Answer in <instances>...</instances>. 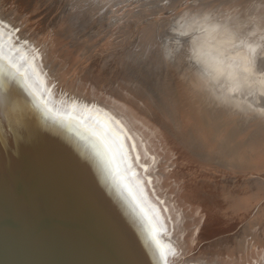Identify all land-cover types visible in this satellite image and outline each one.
Listing matches in <instances>:
<instances>
[{"label": "rangeland", "instance_id": "obj_1", "mask_svg": "<svg viewBox=\"0 0 264 264\" xmlns=\"http://www.w3.org/2000/svg\"><path fill=\"white\" fill-rule=\"evenodd\" d=\"M101 1L0 0L2 51L18 76L34 74L42 82L50 107L61 101L58 108L79 112L86 104L82 123L102 132L114 186L143 221L166 229L161 240L176 250L169 264H231L243 257L264 264V158L256 150L264 126L256 128L262 135L254 145L244 123L226 120L211 102L200 107L191 87L185 90L164 52L174 43L166 40L169 27L161 28L167 13L145 7L146 0L114 1L108 11Z\"/></svg>", "mask_w": 264, "mask_h": 264}, {"label": "bare ground", "instance_id": "obj_2", "mask_svg": "<svg viewBox=\"0 0 264 264\" xmlns=\"http://www.w3.org/2000/svg\"><path fill=\"white\" fill-rule=\"evenodd\" d=\"M102 1L101 3L107 6L106 11L112 5L111 3L119 2V0ZM146 4L151 10L154 9L153 11L167 13L166 17L170 16V12L176 11L172 13L174 18L168 17L169 20L166 17L163 18L164 21L167 19L165 25L161 27L158 24L162 29L164 26L169 27L170 31L167 33L166 40L174 42L171 45L170 41L171 46L164 52L169 55L170 63H168L174 69L173 73L175 74L176 71L178 75L176 76L184 81L181 84L191 87L198 102L201 103L199 106L202 107V103L206 105L210 102L213 103L212 106L216 104L224 111L222 113L219 109L221 111L219 114H225L226 120L229 119L232 123H244L240 124V127L241 125L244 127V132L246 131L249 137L254 136L252 138L254 142L256 138L259 139L262 134L261 131H258L260 135L257 132L258 127L264 126V87L257 85L241 97L242 108L222 102L217 98L218 90L206 85L201 78L200 68L193 61L190 49L192 37L195 35L193 28L196 25L219 24L238 28L255 48L253 79L264 80V0H146L145 7ZM151 10L149 12H152ZM158 25L156 24L157 27ZM151 29L152 27L150 29L148 27V30L154 31ZM154 29L157 30L156 27ZM6 55L2 51L0 76L3 77L5 86L13 77L14 83L6 91L8 102L0 109V264H157L150 258L144 243L149 227L156 222L153 219L152 221L149 219L150 223L145 222L146 219L143 221L134 205L129 203L131 199L128 202L122 196V191L117 189L118 186H114L112 172H115L113 171L115 169L111 165L113 160L110 163L107 159L109 158L108 148L101 139L102 132L99 138L100 136L96 135L98 132L93 133L90 121L82 123L83 117L86 116V113L84 114L86 104L83 109L77 106L80 108L79 112L73 111L72 103L69 104L72 107L68 106L67 109L58 108L61 101L57 104L58 106L54 105L56 101L53 102L55 107H50L49 105H52L49 104L50 99L47 100L48 103L43 96L45 86L42 82L39 85V82L35 81L36 77H31L34 74H27L22 79L16 74ZM164 57L159 56L163 62ZM169 68L167 71L170 72ZM188 86H185V90H189L186 88ZM207 106V109H213ZM87 110L88 108L85 111ZM214 110L216 112V109ZM214 112L212 110L210 115ZM230 122L227 123L230 124ZM232 123L231 126H224L232 127L234 125ZM236 125L237 129L232 127L233 130L240 131L239 123ZM224 126L221 125L219 128ZM211 129L213 133H218ZM261 143L260 146H263L264 141ZM260 146L256 148L258 151L256 152L260 155L256 156L263 155L262 158H264V147L260 149ZM248 148L250 150L249 146ZM251 155L254 156L255 153ZM145 212L146 207L143 213ZM188 216L191 218L190 215ZM194 231H196L195 228ZM194 231L192 232L195 234ZM231 261V264H256L254 260L246 259V257L238 262L235 259Z\"/></svg>", "mask_w": 264, "mask_h": 264}, {"label": "clouds", "instance_id": "obj_3", "mask_svg": "<svg viewBox=\"0 0 264 264\" xmlns=\"http://www.w3.org/2000/svg\"><path fill=\"white\" fill-rule=\"evenodd\" d=\"M191 40L193 61L206 85L216 88L222 102L242 108L240 99L264 80H255V48L238 28L196 25Z\"/></svg>", "mask_w": 264, "mask_h": 264}, {"label": "snow or ice", "instance_id": "obj_4", "mask_svg": "<svg viewBox=\"0 0 264 264\" xmlns=\"http://www.w3.org/2000/svg\"><path fill=\"white\" fill-rule=\"evenodd\" d=\"M0 37H2V33H0ZM10 38L11 37H9V39ZM0 59H3L2 46H0ZM13 83L14 77L9 80L7 86H5L3 77L0 76V89H5V91H0V109H2L8 102L6 91L11 88ZM161 231L166 232V229H158L155 225H151L145 236L144 243L150 258L153 261L157 262V264H169V257L175 256L176 250L170 243H165L161 240Z\"/></svg>", "mask_w": 264, "mask_h": 264}]
</instances>
